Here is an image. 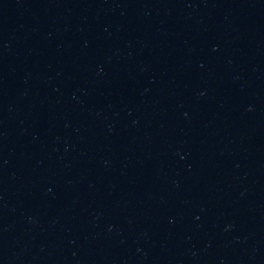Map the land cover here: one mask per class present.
Returning a JSON list of instances; mask_svg holds the SVG:
<instances>
[{
	"label": "water",
	"instance_id": "95a60500",
	"mask_svg": "<svg viewBox=\"0 0 264 264\" xmlns=\"http://www.w3.org/2000/svg\"><path fill=\"white\" fill-rule=\"evenodd\" d=\"M0 264H264V144L114 126L0 134Z\"/></svg>",
	"mask_w": 264,
	"mask_h": 264
}]
</instances>
